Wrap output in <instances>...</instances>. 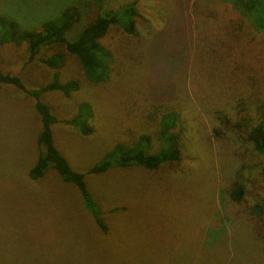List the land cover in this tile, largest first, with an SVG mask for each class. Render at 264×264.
<instances>
[{"label":"rangeland","instance_id":"rangeland-1","mask_svg":"<svg viewBox=\"0 0 264 264\" xmlns=\"http://www.w3.org/2000/svg\"><path fill=\"white\" fill-rule=\"evenodd\" d=\"M130 1L105 0L102 6L114 11ZM136 5L135 36L111 27L101 40L113 58L110 78L104 84L89 83L79 61L63 46L45 47L33 62L25 44L0 46V70L20 78L27 90L40 89L54 78L78 83V90L69 97L55 91L40 96L57 120L51 128L53 142L75 172H87L116 144L131 146L143 135L151 139L150 154L159 151L160 119L171 106L182 114L185 109L198 114L193 123L195 143L186 141L179 163L156 171L115 168L85 177L108 230L103 237L85 213L79 192L55 171L48 169L35 183L29 180L40 154L41 122L35 100L13 86L1 85L0 264H264V226L258 241L253 238L255 229L246 226L247 217L251 218L247 205L264 204V177L258 170L263 159L253 153L241 130L213 120L214 112L242 98H264V60L248 74L247 69L235 73L232 66L247 60V55L243 57L247 47L231 56L220 49L230 42L233 30L237 37L246 34L261 45L264 33L255 32L250 21L228 3L215 4L217 15L210 12L209 18L199 20L193 18L196 10L191 8L183 24L178 22L173 0H137ZM69 7L80 13L67 36L72 39L95 18L98 8L90 0H0V15L11 16L23 29L37 30L43 21ZM162 24L167 38L177 36L176 26L183 25L180 38L169 41L164 50L163 62L179 49L185 82L176 88L180 98L191 102L190 108L178 102L155 103L152 91L163 92L171 81L166 72L150 69L142 57L149 35L156 31L154 37L166 38L158 32ZM227 26L232 28L227 30ZM185 35L190 36L189 47L181 39ZM199 43L204 44L202 49ZM55 54L63 57L57 70L40 61ZM225 56L230 57L227 63L222 62ZM210 72L216 73L215 78ZM218 77L226 78V85ZM201 101L206 111L201 110ZM85 103L93 114L88 136L63 123L74 118ZM243 153L247 164L239 159ZM251 164H255L254 171L247 172ZM243 167L248 194L243 205L235 206L226 194L233 171ZM247 178L252 182L247 183Z\"/></svg>","mask_w":264,"mask_h":264},{"label":"trees","instance_id":"trees-1","mask_svg":"<svg viewBox=\"0 0 264 264\" xmlns=\"http://www.w3.org/2000/svg\"><path fill=\"white\" fill-rule=\"evenodd\" d=\"M90 1L96 4L98 8L95 18L72 39L67 37L68 33L80 20V13L76 7L66 8L59 16L43 21L37 30L23 29L11 16L0 15V46L6 44H14L17 46L25 44L29 53V62H33L36 56L45 47L63 46L69 55L75 57L79 61L84 76L89 83L94 85L104 84L110 78L113 58L112 53L104 47L101 40L111 27H116L127 35L135 36L137 33L135 21L139 17L136 5L137 0L124 3L118 10L114 11L102 6L105 0ZM173 2L176 6V12L178 13V22L181 24H183V20L186 21V16L191 8L192 10L195 8L196 10L193 18L199 20L200 18H209L210 12L217 15V13L213 11L215 4L228 3L232 11L237 12L240 16L250 21L255 32L264 33V0H173ZM201 7L202 10L199 11ZM213 16L215 17V15ZM180 26H176L174 34L178 35L172 36L173 38H167L168 33L166 32H168V30L165 29L163 24L158 32L166 34V38H161L157 34L154 37L153 34L156 31L152 33L151 36L149 35V38H147L148 47L145 48V54L142 59H145L146 65L150 66V69L152 66L159 69L160 73L166 72L165 77H169L171 81L167 87H164L163 92L157 89L152 91L155 103H162V101L171 103L178 102L190 108L191 102H186L184 99L180 98L178 96L180 94L176 88V84L178 87L179 83L183 84L185 82L181 72L183 67H179L181 64L177 53L179 49H175L172 55L170 54L167 56V61L163 62V52L167 49L169 41H177L183 32V25ZM231 28L227 26V30ZM231 36L230 42L221 45L220 49L225 50L226 55L228 54L231 56V52L243 53L242 49L247 47L245 55H242L244 59L247 55V60L236 62L235 66L232 67L235 73H245L244 69H247L248 74L264 60V44L261 45V43L256 42V40L248 39L246 34L237 37L234 30L231 31ZM188 38H190L189 35H185L181 38L184 44L187 43V47H189L191 43ZM255 42L257 45L253 44ZM199 46L202 49L204 44L199 43ZM164 53L165 55L167 54L166 51ZM201 56H199L197 60H199ZM229 56H225L222 62L227 63L230 60ZM40 61L45 67L57 70L62 66L63 57L61 54H55L48 58L41 59ZM152 72L154 73V71ZM210 74L215 78L214 74L216 73L213 74L210 72ZM236 77H238V74ZM217 80L222 85H226L224 83L226 78L218 77ZM1 85L13 86L35 100V110L41 122V131L37 141L40 154H38L34 167L28 173L29 180L35 183L46 174L48 169L55 171L66 185L74 187L79 192L85 213H87L90 218L92 226H95L100 233H103V237L107 235L108 230L103 222L100 210L97 208L95 201L87 190L85 177L102 175L115 168L125 169L140 167L147 171H156L163 165H175L181 161L186 141H194L187 143L194 144L197 137L195 136V125L193 123L198 114L191 110L193 113V115H191L186 109V114H182L180 111L181 109H178L176 106H171V108L163 112L160 119V129L157 137L160 139L162 147L159 151L150 154L149 148L151 139L149 136L143 135L131 146L116 144L99 164H96L85 173H78L72 170L66 159L57 150L53 142L51 131L52 125L55 124L57 120L52 115L49 106L40 102V96L47 92H60L65 97H69L73 92L78 90V83L75 81L61 83L57 78H54L52 82L40 89L27 90L20 78L10 74H4L0 70V86ZM204 104L205 103L201 101V110L206 111L207 105L205 106ZM203 105L206 108L203 107ZM92 116L93 114L90 106L85 103L78 107L77 114L74 118L67 121L65 120L63 123L77 128L76 131L80 135L88 136L92 133V127L88 123ZM213 120L216 123L220 122L224 127L241 130L240 132L243 133L241 136L244 135L245 142L251 146L253 153L258 154L263 159V163H260L258 170L260 171V175L264 177L263 96L262 98H256L254 96L251 101H247V98H242L240 101H237V103L214 112ZM233 121H235L234 124H232ZM214 132L216 133V130ZM239 159L244 164L249 162L245 153H243ZM254 165L255 164L247 165V172L254 171ZM244 169L245 167L241 168L239 171H237V169L233 171L230 176L231 189L228 194H226V197L235 206L243 205L245 197L248 194V189L246 192V188L243 185ZM227 178L229 180V176ZM248 182H252V179L247 178V183ZM263 205L260 203L253 207L247 205V214L249 215L250 213L251 218L249 219L247 217L246 226L250 228V230L251 227L255 229L253 238L256 241L261 239L263 232L261 229V227L263 228L264 226V218L262 217L264 213ZM252 222L257 226L253 225ZM262 243H264V241H262Z\"/></svg>","mask_w":264,"mask_h":264}]
</instances>
